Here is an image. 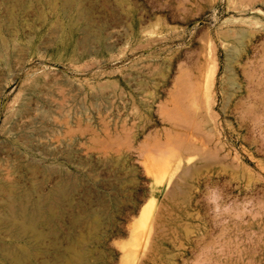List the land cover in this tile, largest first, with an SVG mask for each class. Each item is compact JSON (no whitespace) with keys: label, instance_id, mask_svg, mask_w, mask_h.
<instances>
[{"label":"rangeland","instance_id":"374dc122","mask_svg":"<svg viewBox=\"0 0 264 264\" xmlns=\"http://www.w3.org/2000/svg\"><path fill=\"white\" fill-rule=\"evenodd\" d=\"M61 2L0 0V185L48 198L62 247L99 216L88 264H264V0H155L88 45Z\"/></svg>","mask_w":264,"mask_h":264},{"label":"bare ground","instance_id":"6f19581e","mask_svg":"<svg viewBox=\"0 0 264 264\" xmlns=\"http://www.w3.org/2000/svg\"><path fill=\"white\" fill-rule=\"evenodd\" d=\"M41 1L44 0H12V6L13 8L26 10L30 5ZM72 1L62 0L58 11L61 12L64 18L68 19L70 29L72 27L83 28L86 32V39L83 43L88 45L95 38L92 29L89 24L80 25V20L82 17H87L88 11L85 9L80 11L81 13L78 12V15L74 12L75 8ZM209 72L211 76L214 74V71ZM70 190L71 186L62 184L56 187L52 194V198L59 203L62 212L72 207ZM16 191L12 187L0 185V211H2L0 213V226L8 229V232L11 231L16 241V243L7 246L1 245L0 259L7 264H40L37 256L39 253L40 255L45 253L48 259L43 264H88L89 256L94 253L89 244L91 241L98 240L100 236L99 231L102 221L99 216L94 217L95 214L92 216V218L94 217V228L90 226L93 231H88L90 232L89 236L81 234V237H72L69 243L62 247L57 241L58 229L54 224L55 219L58 217V210L56 211L53 207L55 205H51L52 202L50 204L48 198L38 197L40 195L36 197L32 192L22 194ZM50 240L54 241L52 246L47 245V241ZM20 242H23L24 245H18Z\"/></svg>","mask_w":264,"mask_h":264},{"label":"crops","instance_id":"0c3cea01","mask_svg":"<svg viewBox=\"0 0 264 264\" xmlns=\"http://www.w3.org/2000/svg\"><path fill=\"white\" fill-rule=\"evenodd\" d=\"M157 7L155 0H92L88 12L92 34L94 37H106L108 41L112 35L115 36L111 31L124 28L128 30L123 36L140 38L143 22ZM105 42L103 39L102 44ZM137 49H141L140 45Z\"/></svg>","mask_w":264,"mask_h":264}]
</instances>
